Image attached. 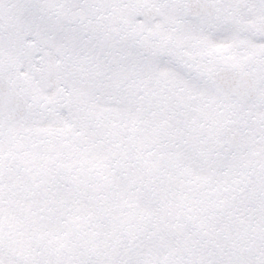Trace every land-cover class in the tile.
<instances>
[{"label":"snow or ice","instance_id":"snow-or-ice-1","mask_svg":"<svg viewBox=\"0 0 264 264\" xmlns=\"http://www.w3.org/2000/svg\"><path fill=\"white\" fill-rule=\"evenodd\" d=\"M0 264H264V0H0Z\"/></svg>","mask_w":264,"mask_h":264}]
</instances>
